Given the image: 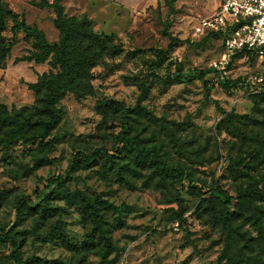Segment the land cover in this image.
I'll list each match as a JSON object with an SVG mask.
<instances>
[{
  "label": "rangeland",
  "instance_id": "374dc122",
  "mask_svg": "<svg viewBox=\"0 0 264 264\" xmlns=\"http://www.w3.org/2000/svg\"><path fill=\"white\" fill-rule=\"evenodd\" d=\"M22 22L40 29L49 43L59 41L54 26L52 9L39 6L40 0H3ZM53 2L54 0H48ZM222 0H60L67 17L87 16L96 33L113 36L124 52L115 59H106L90 72L93 93L82 100L73 94L60 102L63 119L54 133L57 144L48 158L50 164L35 168L34 156L42 153L35 148L15 146L9 152L0 148V191L9 195L23 194L35 201L42 197L49 180L64 175L65 187L98 195L116 206H125L121 214H108L112 226V242L116 251L102 258L94 253L75 254L59 240H39L51 222L23 219L15 222L13 209L8 202L0 207V228L13 229L23 238L19 253L23 260L42 258L73 264H225L224 233L211 213L204 209L205 199L216 186L234 195L235 182L231 178L227 144L230 135L219 129L223 111L240 115L255 114L259 131L264 139V100L262 94L248 91L241 85L252 81L258 74L256 63L247 55L234 60L226 88L214 73L203 80L178 82L174 79L180 65L182 73L206 70L223 52L222 38H205L195 33L199 19L216 12ZM12 23L2 35L12 41L9 57L0 68V104L10 110L30 108L35 102L31 85L43 73L52 69L49 62L25 60L36 51V42L19 33H11ZM168 35L181 43L174 47L157 77L152 78L144 105L165 127H169L184 144L182 154L177 152L162 128L155 125V144L175 164L186 163L190 178L184 184L169 180L149 181L148 174L130 177L129 183L117 182L113 173L100 167L85 168L79 163L66 173L76 151L91 153L98 147L112 151L118 121L104 122L96 111L98 102L116 100L134 106L139 98L138 83L156 63L151 49L163 52L169 49ZM50 61V60H49ZM174 65L168 67V62ZM58 70H53L57 72ZM253 99L261 104V113L255 110ZM152 126V125H151ZM143 122L138 130L149 136L153 127ZM190 155V153H192ZM184 154L190 155L187 159ZM81 160V156H79ZM53 205L65 207L61 219L64 232L81 243L89 230L79 212L65 201ZM182 219V220H181ZM12 247L1 248L0 264H13Z\"/></svg>",
  "mask_w": 264,
  "mask_h": 264
},
{
  "label": "trees",
  "instance_id": "16d2710c",
  "mask_svg": "<svg viewBox=\"0 0 264 264\" xmlns=\"http://www.w3.org/2000/svg\"><path fill=\"white\" fill-rule=\"evenodd\" d=\"M38 4L42 8L52 9L55 13L54 26L60 36L57 43H49L40 29L22 22L19 15L0 0V68L9 57L12 47V41L9 42L2 35L11 22L13 38L23 33L36 42V51L25 60H34L37 63L48 61L52 69L43 73L30 86L35 92L32 107L10 110L7 105L0 104V148L6 152L17 145L35 148V151L42 153V157L34 156L36 169L52 162L48 155L53 152L58 139L51 138L63 119L60 102L69 93L77 100L91 96V70L106 59H115L124 52L113 36L96 33L87 16L67 17L60 0H40ZM168 36L170 44L167 51L151 49L156 63L151 64V71L139 81V98L134 106L116 100L101 101L96 105V111L103 117L104 122L115 118L118 121L119 132L114 137L112 151L103 147H98L91 153L76 151L67 174L81 162L85 168L100 167L108 170L113 173L117 182L123 184L129 183L130 177L143 176L144 172L148 174L149 181L169 180L184 184L189 180V166L182 161L175 164L155 144V125L166 130L165 135L178 153L182 154L188 148L184 149L180 137L169 127L160 124L163 119L158 118L143 104L150 80L157 77L156 72L167 60L170 51L181 43L172 35ZM209 37L223 38V35L212 33L205 38ZM238 56H245V53H238L234 60ZM247 56L256 61L255 56L249 53ZM173 65L174 62L169 61L167 66ZM176 68L174 79L178 82L203 80L208 73L218 76L211 68L185 74L182 73L180 65H176ZM53 70L58 71L55 73ZM220 81L227 89L231 87L229 78ZM241 86L252 92L258 89L246 83ZM258 91L254 92L255 95L262 94L264 100V90ZM253 103L255 110L261 113V104L256 99H253ZM222 113L224 117L219 129H225L230 135L227 144L231 150L228 171L235 182V194L230 195L216 186L205 199L204 209L211 213V217L225 235V254L221 262L264 264V139L259 131L260 127L258 128L261 122L255 114L240 115L234 111ZM144 121L147 126L153 127L149 136H144L138 130V126ZM192 154L193 152L190 153ZM190 155L184 154L187 159ZM65 183L64 175L49 180L45 187L47 193L43 197L39 194L35 201L23 194L12 196L0 191V207L3 202H8L14 211L17 225L23 219L37 218L44 223L51 222L49 230L40 234L41 241L59 240L75 254L94 253L104 259L112 255L116 247L112 242V226L108 214H121L125 206H116L98 195L86 194L80 190L72 192L65 187ZM57 200L72 206L89 225L81 243L73 241L64 232L61 216L65 207L53 205ZM22 242L23 238L13 229L0 228V252L2 247L10 245L13 264H73L35 257L23 260L19 253Z\"/></svg>",
  "mask_w": 264,
  "mask_h": 264
},
{
  "label": "built area",
  "instance_id": "2783aa9c",
  "mask_svg": "<svg viewBox=\"0 0 264 264\" xmlns=\"http://www.w3.org/2000/svg\"><path fill=\"white\" fill-rule=\"evenodd\" d=\"M194 31L200 36L223 35V52L210 66L219 80L228 79L238 53H249L256 57L258 74L246 84L264 90V0H222L214 14L197 21Z\"/></svg>",
  "mask_w": 264,
  "mask_h": 264
},
{
  "label": "crops",
  "instance_id": "0c3cea01",
  "mask_svg": "<svg viewBox=\"0 0 264 264\" xmlns=\"http://www.w3.org/2000/svg\"><path fill=\"white\" fill-rule=\"evenodd\" d=\"M130 1H133V0H130ZM140 1H145V3H147V2H151V1H155V0H140Z\"/></svg>",
  "mask_w": 264,
  "mask_h": 264
}]
</instances>
